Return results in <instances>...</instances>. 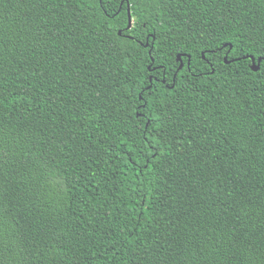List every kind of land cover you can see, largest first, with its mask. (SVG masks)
<instances>
[{"label": "trees", "instance_id": "trees-1", "mask_svg": "<svg viewBox=\"0 0 264 264\" xmlns=\"http://www.w3.org/2000/svg\"><path fill=\"white\" fill-rule=\"evenodd\" d=\"M0 264H264V0H0Z\"/></svg>", "mask_w": 264, "mask_h": 264}, {"label": "water", "instance_id": "water-1", "mask_svg": "<svg viewBox=\"0 0 264 264\" xmlns=\"http://www.w3.org/2000/svg\"><path fill=\"white\" fill-rule=\"evenodd\" d=\"M128 11H129V24H128V28L131 29L132 28V25H133V17H132V14L130 12V8L128 9ZM119 33H121V31ZM147 45H148V43H147ZM230 46H232V45H230ZM251 58H252L251 68L254 71H257L260 68V63L262 61V58H259L258 60H256L253 56H251ZM178 59L181 60V55L178 56ZM225 62L226 63H230L231 62V61L227 60V56L225 57ZM183 66H184V62L181 60V63H180V66H179L178 69L183 68ZM175 76H176V74L174 75V78H175Z\"/></svg>", "mask_w": 264, "mask_h": 264}]
</instances>
